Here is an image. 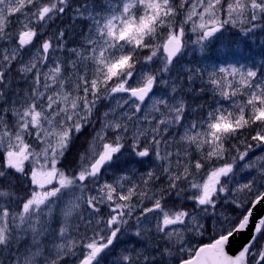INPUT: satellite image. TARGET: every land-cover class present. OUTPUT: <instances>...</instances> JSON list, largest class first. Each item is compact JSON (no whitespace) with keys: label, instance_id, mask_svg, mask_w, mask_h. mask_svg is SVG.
<instances>
[{"label":"snow or ice","instance_id":"6c2138e0","mask_svg":"<svg viewBox=\"0 0 264 264\" xmlns=\"http://www.w3.org/2000/svg\"><path fill=\"white\" fill-rule=\"evenodd\" d=\"M0 264H264V0H0Z\"/></svg>","mask_w":264,"mask_h":264}]
</instances>
